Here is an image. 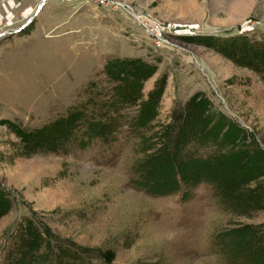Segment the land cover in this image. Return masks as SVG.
<instances>
[{
  "label": "rangeland",
  "instance_id": "rangeland-1",
  "mask_svg": "<svg viewBox=\"0 0 264 264\" xmlns=\"http://www.w3.org/2000/svg\"><path fill=\"white\" fill-rule=\"evenodd\" d=\"M38 1L0 0V264L25 226L40 233L41 251L49 242L77 254L57 257L53 246L49 264H231L218 234L264 224V210L234 215L202 182L163 195L137 187L139 135L125 124L110 144L94 139L65 155L25 157L15 154L14 128L63 115L90 96L89 82L109 88L106 60L136 58L154 67L142 97L161 88L156 115L139 131L149 137L196 96L219 133L228 124L225 144L264 151V80L203 37L264 39V0H47L25 27L6 32L23 25ZM122 113L127 121L136 106ZM211 146L189 148L201 154ZM105 249L114 252L110 262Z\"/></svg>",
  "mask_w": 264,
  "mask_h": 264
},
{
  "label": "trees",
  "instance_id": "trees-1",
  "mask_svg": "<svg viewBox=\"0 0 264 264\" xmlns=\"http://www.w3.org/2000/svg\"><path fill=\"white\" fill-rule=\"evenodd\" d=\"M203 37L205 44L223 57L264 80V39L255 40L242 33L225 38ZM153 70V65L136 58L106 60L103 71L111 86L97 90L94 81L89 82L84 91L90 96L66 108L63 115L31 129L14 126L18 137L15 154L22 157L35 153L65 155L73 145L83 148L94 139L100 144H110L125 124L139 135L141 155L132 167L135 175L132 183L137 187L153 195H163L202 182L211 187L218 203L234 215L250 217L264 210V151L239 140L225 144L229 126L226 124L219 133L215 123H208L203 98L192 96L182 107L173 109L170 122L149 137L139 131L149 127L156 115L161 88L157 86L146 99L140 92L141 82ZM131 105L136 106V114L126 121L122 109ZM208 143L212 144L211 149L201 154L189 148ZM224 145L228 146L224 148ZM41 239L35 228L25 226L15 234L4 263L49 264L46 255L52 252L53 246L58 250L57 257H77L76 252L58 243L51 246L45 242L46 250L41 251ZM217 244L231 264H264V224L237 223L218 234ZM101 257L110 262L114 252L105 249Z\"/></svg>",
  "mask_w": 264,
  "mask_h": 264
},
{
  "label": "water",
  "instance_id": "water-1",
  "mask_svg": "<svg viewBox=\"0 0 264 264\" xmlns=\"http://www.w3.org/2000/svg\"><path fill=\"white\" fill-rule=\"evenodd\" d=\"M47 0H39L35 6V8L30 12L29 16L27 17L26 22L23 23V25H21L19 28L14 29V30H10V31H6V32H13V31H19L21 28L25 27L35 16V14L38 12V10L40 9V7L43 5L44 2H46Z\"/></svg>",
  "mask_w": 264,
  "mask_h": 264
}]
</instances>
